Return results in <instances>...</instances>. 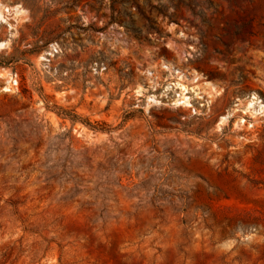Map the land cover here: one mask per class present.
I'll return each mask as SVG.
<instances>
[{
  "label": "rangeland",
  "instance_id": "374dc122",
  "mask_svg": "<svg viewBox=\"0 0 264 264\" xmlns=\"http://www.w3.org/2000/svg\"><path fill=\"white\" fill-rule=\"evenodd\" d=\"M0 11V264H264V118L222 120L264 100V0ZM162 65L223 89L207 116L148 100Z\"/></svg>",
  "mask_w": 264,
  "mask_h": 264
},
{
  "label": "built area",
  "instance_id": "2783aa9c",
  "mask_svg": "<svg viewBox=\"0 0 264 264\" xmlns=\"http://www.w3.org/2000/svg\"><path fill=\"white\" fill-rule=\"evenodd\" d=\"M144 78L148 100L189 109L196 116H207L212 109L213 100L223 93L222 88L206 86L209 82L202 74L189 73L168 65H162L156 71L145 72ZM16 85V79L11 77L8 86L13 89ZM236 113L239 116L234 119L233 126L240 132L252 129L253 121L264 118V100L257 95H250L242 104L236 99L230 114L226 115V122Z\"/></svg>",
  "mask_w": 264,
  "mask_h": 264
},
{
  "label": "bare ground",
  "instance_id": "6f19581e",
  "mask_svg": "<svg viewBox=\"0 0 264 264\" xmlns=\"http://www.w3.org/2000/svg\"><path fill=\"white\" fill-rule=\"evenodd\" d=\"M15 10H16V9H15ZM21 13H22V11L18 10V8H17L15 14H21ZM2 19H3V16H2V13H1V11H0V21H1ZM7 42H8V41H7ZM7 42H1V43H0V50L3 49V48L8 44ZM5 81L7 82V81H8V78H5ZM222 120H223V121L226 120V117H223Z\"/></svg>",
  "mask_w": 264,
  "mask_h": 264
}]
</instances>
